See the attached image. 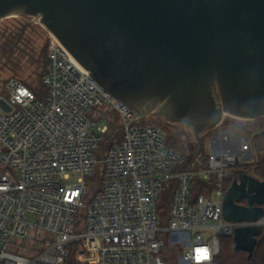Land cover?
Returning a JSON list of instances; mask_svg holds the SVG:
<instances>
[{"label":"built area","instance_id":"obj_1","mask_svg":"<svg viewBox=\"0 0 264 264\" xmlns=\"http://www.w3.org/2000/svg\"><path fill=\"white\" fill-rule=\"evenodd\" d=\"M47 49L44 96L16 78L0 96L11 108L0 107V264H168L179 248V264H214L221 238L264 228V216L223 217L231 167L254 157L252 139L222 134L204 167L201 153L184 156L101 89L52 35Z\"/></svg>","mask_w":264,"mask_h":264},{"label":"water","instance_id":"obj_2","mask_svg":"<svg viewBox=\"0 0 264 264\" xmlns=\"http://www.w3.org/2000/svg\"><path fill=\"white\" fill-rule=\"evenodd\" d=\"M13 13L35 18L139 119L192 127L197 154L201 135L226 116L264 118V0H0V21ZM0 107L11 109L4 99ZM263 216L264 180L240 171L224 219ZM263 234L262 226L237 228L235 251L251 258Z\"/></svg>","mask_w":264,"mask_h":264},{"label":"rangeland","instance_id":"obj_3","mask_svg":"<svg viewBox=\"0 0 264 264\" xmlns=\"http://www.w3.org/2000/svg\"><path fill=\"white\" fill-rule=\"evenodd\" d=\"M13 33L16 34L14 36L15 47L12 48L10 55L0 54V96L6 94L7 83L11 78L27 83H31L32 80L41 82L37 76H40L43 72L46 50L51 40V34L35 18L19 13H13L0 21V45L5 44V41ZM37 90L43 93L44 89L41 84ZM225 120V123L217 129L201 135L203 142L202 153L205 151L211 152L212 145L214 147L220 146L218 139L222 134L227 133L231 138L245 137L252 139L255 132H250L257 130L264 121H257L255 126L251 122L233 119L228 116H226ZM146 121L160 126L164 130L170 145L182 154L184 153L183 155L192 157L193 153L199 150L200 146L192 127L180 123H170L162 116H152ZM253 155L254 159L248 157L246 161H242V159L247 156L242 155L239 158V162L253 163L258 156H264V151L258 152L254 149ZM183 253L184 249L182 248L169 250L167 259L170 260V264H179V258Z\"/></svg>","mask_w":264,"mask_h":264},{"label":"trees","instance_id":"obj_4","mask_svg":"<svg viewBox=\"0 0 264 264\" xmlns=\"http://www.w3.org/2000/svg\"><path fill=\"white\" fill-rule=\"evenodd\" d=\"M14 36H16V34L13 33L12 36H10L8 38V40L5 41V44L0 45V54L5 55V56L10 55L12 48L15 47ZM46 52H47L46 53V61L44 63L43 70L45 69V67L48 63V49L46 50ZM37 78H40L41 82L32 80L31 83H27V82H25V83L33 91H35L39 97H43L45 95V88H44L43 83H42L43 72H42V74H40V76L38 75ZM40 84L44 89L43 93H41L37 90ZM263 120H264V118L257 120V121L262 122ZM225 121L226 120H224L223 123H225ZM257 121H253L251 123H253V125L256 126ZM250 133H254V136L252 138L254 149H256L258 152L264 151V121L262 124L259 125L257 130L251 131ZM167 143L170 147H172L170 145V143L168 142V140H167ZM196 152L197 151H195L193 153L191 159L195 158ZM209 156H210L209 151H205L204 153L201 152L199 159H200V164L202 166H204V167L208 166ZM231 170L233 172V176L227 181L226 190H228L230 188V186L233 182V179L238 176L240 171H245L246 173L253 175L260 180H264V156H261V155L258 156L255 159V162H253V163L238 162L237 164H235L234 166L231 167ZM196 190L197 189L195 186L193 194H195ZM201 193L206 194L208 196L207 191L203 190V191H201ZM160 214L163 218V221L166 222L167 221V202L166 201H163L161 204ZM232 246H233V248H232ZM167 263L170 264L169 259H167ZM214 264H264V234L259 238L258 244H257L251 258H249V254L246 252L235 251L234 241H233L232 237L221 238L220 239V254L216 257Z\"/></svg>","mask_w":264,"mask_h":264},{"label":"snow or ice","instance_id":"obj_5","mask_svg":"<svg viewBox=\"0 0 264 264\" xmlns=\"http://www.w3.org/2000/svg\"><path fill=\"white\" fill-rule=\"evenodd\" d=\"M197 252H198V259H207L208 258L207 249H199V250H197Z\"/></svg>","mask_w":264,"mask_h":264},{"label":"flooded vegetation","instance_id":"obj_6","mask_svg":"<svg viewBox=\"0 0 264 264\" xmlns=\"http://www.w3.org/2000/svg\"><path fill=\"white\" fill-rule=\"evenodd\" d=\"M196 157H197V154H196L195 158H196ZM246 203H247L246 201L243 202V204H246Z\"/></svg>","mask_w":264,"mask_h":264}]
</instances>
